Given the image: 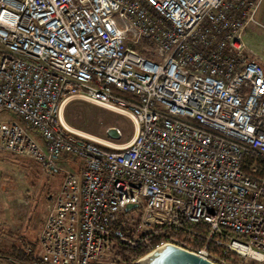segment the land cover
<instances>
[{
    "label": "built area",
    "instance_id": "2783aa9c",
    "mask_svg": "<svg viewBox=\"0 0 264 264\" xmlns=\"http://www.w3.org/2000/svg\"><path fill=\"white\" fill-rule=\"evenodd\" d=\"M262 1L0 0V111L17 116L0 150L65 171L42 262L143 264L186 244L174 227L220 264H264V65L246 39ZM72 96L127 114L133 137L71 128Z\"/></svg>",
    "mask_w": 264,
    "mask_h": 264
},
{
    "label": "rangeland",
    "instance_id": "374dc122",
    "mask_svg": "<svg viewBox=\"0 0 264 264\" xmlns=\"http://www.w3.org/2000/svg\"><path fill=\"white\" fill-rule=\"evenodd\" d=\"M246 39L252 53L264 65V22H251L246 30ZM15 117L9 109L0 111V118ZM63 119L71 128L93 137H108V128L115 126L122 131L120 137L115 139L116 142L128 141L135 133L134 121L127 114L79 96L66 97ZM33 134L44 144L40 134ZM60 163L73 168L77 162L64 158ZM64 176L65 171L62 169L47 168L39 161L0 150V248L21 243L23 238L39 239L51 196L60 189ZM132 211H128V214ZM176 243L192 247L183 242ZM0 264L15 262L0 257Z\"/></svg>",
    "mask_w": 264,
    "mask_h": 264
},
{
    "label": "water",
    "instance_id": "95a60500",
    "mask_svg": "<svg viewBox=\"0 0 264 264\" xmlns=\"http://www.w3.org/2000/svg\"><path fill=\"white\" fill-rule=\"evenodd\" d=\"M107 135L118 139L121 134L119 128L112 126L108 128ZM135 206H138L137 202H130L126 205V209L128 210ZM138 261L143 264H220L194 249L173 241H167L153 248Z\"/></svg>",
    "mask_w": 264,
    "mask_h": 264
},
{
    "label": "trees",
    "instance_id": "16d2710c",
    "mask_svg": "<svg viewBox=\"0 0 264 264\" xmlns=\"http://www.w3.org/2000/svg\"><path fill=\"white\" fill-rule=\"evenodd\" d=\"M121 225L128 229L132 224L130 221H124L121 222ZM196 226H201V224H197ZM167 231L170 232L173 236H178L179 238L181 237L188 246H203L206 242V238L195 236L183 229H175L174 227H172L168 228ZM37 245L38 238H36L35 240L23 238L21 243H14L9 248H0V257L10 258L15 262V264L16 262L17 264H45L36 255ZM30 246L33 248L32 250H29ZM210 248L216 249V246L211 243ZM128 252L129 249L125 247L122 251V255L125 257L127 256Z\"/></svg>",
    "mask_w": 264,
    "mask_h": 264
},
{
    "label": "crops",
    "instance_id": "0c3cea01",
    "mask_svg": "<svg viewBox=\"0 0 264 264\" xmlns=\"http://www.w3.org/2000/svg\"><path fill=\"white\" fill-rule=\"evenodd\" d=\"M259 16L261 17V19H259ZM258 20H259L258 23L264 22V0L262 1L261 7H260V10H259ZM261 20H263V21H261ZM63 159H64V158H63ZM63 159H62V160H63ZM62 160H61V161H62ZM70 167H72V166H70ZM68 168H69V167H68ZM80 168H81V166H80L79 162L76 163V164H74L73 169H80Z\"/></svg>",
    "mask_w": 264,
    "mask_h": 264
},
{
    "label": "bare ground",
    "instance_id": "6f19581e",
    "mask_svg": "<svg viewBox=\"0 0 264 264\" xmlns=\"http://www.w3.org/2000/svg\"><path fill=\"white\" fill-rule=\"evenodd\" d=\"M94 138H97V137H94Z\"/></svg>",
    "mask_w": 264,
    "mask_h": 264
}]
</instances>
